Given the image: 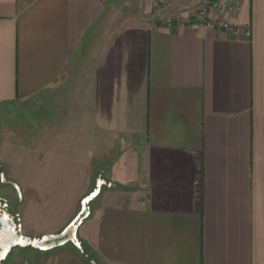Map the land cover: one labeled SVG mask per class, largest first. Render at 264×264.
Returning a JSON list of instances; mask_svg holds the SVG:
<instances>
[{
  "label": "crops",
  "instance_id": "1",
  "mask_svg": "<svg viewBox=\"0 0 264 264\" xmlns=\"http://www.w3.org/2000/svg\"><path fill=\"white\" fill-rule=\"evenodd\" d=\"M238 2L228 35L201 0H0V105L54 99L10 179L100 187V264H264V0Z\"/></svg>",
  "mask_w": 264,
  "mask_h": 264
},
{
  "label": "rangeland",
  "instance_id": "2",
  "mask_svg": "<svg viewBox=\"0 0 264 264\" xmlns=\"http://www.w3.org/2000/svg\"><path fill=\"white\" fill-rule=\"evenodd\" d=\"M52 98L40 104L34 100L0 105V213L9 215L17 232L30 239L59 233L78 213L82 199L95 187L93 182L10 179L12 169L21 174V165H16L21 150L12 148L27 142L26 131L30 130L32 140L42 122H52L47 110L53 108ZM100 196L101 193L87 204L91 215L100 203ZM87 227L85 222L79 231L83 233ZM77 238L78 245L67 242L43 251L5 236L0 238V264H100L80 240L78 232Z\"/></svg>",
  "mask_w": 264,
  "mask_h": 264
},
{
  "label": "built area",
  "instance_id": "3",
  "mask_svg": "<svg viewBox=\"0 0 264 264\" xmlns=\"http://www.w3.org/2000/svg\"><path fill=\"white\" fill-rule=\"evenodd\" d=\"M171 1L173 0H152V7L159 10ZM240 8L238 0H201L196 16L208 28L228 35H236L238 28L230 22V16L237 14ZM210 12L214 14L213 17L210 16ZM178 20L169 16H163L161 19L167 26H172ZM245 35L249 36V30H246Z\"/></svg>",
  "mask_w": 264,
  "mask_h": 264
},
{
  "label": "bare ground",
  "instance_id": "4",
  "mask_svg": "<svg viewBox=\"0 0 264 264\" xmlns=\"http://www.w3.org/2000/svg\"><path fill=\"white\" fill-rule=\"evenodd\" d=\"M97 190L94 192L93 191V193H91V195H89L87 198H86V200H84L83 201V203H82V206H81V208H80V210L79 211H81V215L75 220V222H73L69 227H64V229H62L61 231H60V233H62L63 231V234L62 235H64V237L63 238H61L60 240H58L59 241V243L61 244V243H63L66 239L65 238H68V239H70L73 243H75L76 245H78V243H79V241H78V239H77V230H78V227H77V225L80 223V221H81V218L83 217V216H85V215H87L88 214V208H87V205H86V201H88L93 195H97ZM78 211V212H79ZM76 216V215H75ZM74 216V217H75ZM88 216H89V214H88ZM87 216V217H88ZM86 217V218H87ZM85 218V219H86ZM85 219H83L82 220V222L85 220ZM71 222V221H70ZM81 222V223H82ZM54 236V234H44L43 235V241L42 242H40V243H38V242H36L35 243V245L36 246H38L40 249H42V250H48V249H50L51 247H53L54 245H55V242L54 241H52V240H49L48 242H45V241H47V239H51L52 237ZM22 237H24V235H22ZM25 238V237H24ZM39 244H44L43 246L42 245H39ZM64 245V244H63Z\"/></svg>",
  "mask_w": 264,
  "mask_h": 264
},
{
  "label": "water",
  "instance_id": "5",
  "mask_svg": "<svg viewBox=\"0 0 264 264\" xmlns=\"http://www.w3.org/2000/svg\"><path fill=\"white\" fill-rule=\"evenodd\" d=\"M99 188H100V187H99ZM99 188H97V189H95V190H93V191L95 192V191L97 190V191H98L97 194H98V193H99ZM93 191L90 192V194H88L87 196H85V197L82 199V203H83L84 200H86V198H87L89 195H91V193H93ZM95 196H96V195H93L88 201H86V205L88 204L89 201H91L93 198H95ZM82 203H81V206H82ZM87 208H88V207H87ZM88 211H89V210H88ZM88 214H89V212H88ZM88 214L85 215V216H83V217L81 218V221H80V223L77 225V227L81 224L82 220L85 219V218L88 216ZM80 215H81V211H79V212L76 214V216L71 220V222L68 223L67 227H69L73 222H75V220H76ZM67 227H66V228H67ZM63 232H64V231H63ZM63 232H62V233L59 232V233H57V234H54V236H53L51 239H47V241H45V242H48L49 240L54 241V242H55V245H54L53 247H51V248H55V247L61 246V245L65 244L66 242H71V243H73V242H72L70 239H68V238H65L66 240H65L63 243H61V244L59 243L58 240H60L61 238L64 237V235H62ZM24 237H25V240H26L25 244L30 245V246L33 247V248L40 249L38 246L35 245V243H36V242H38V243L42 242V241H43V235L40 236V237H38V238H36V239H30V238L27 237V236H24ZM77 239H78V238H77ZM20 244H22V243H20ZM73 244L76 245L75 243H73ZM78 244H79V243H78ZM51 248H50V249H51ZM40 250H42V249H40Z\"/></svg>",
  "mask_w": 264,
  "mask_h": 264
},
{
  "label": "flooded vegetation",
  "instance_id": "6",
  "mask_svg": "<svg viewBox=\"0 0 264 264\" xmlns=\"http://www.w3.org/2000/svg\"><path fill=\"white\" fill-rule=\"evenodd\" d=\"M5 236L10 240L16 241L17 243L23 244L26 242L25 238L22 237V234H19L17 232L16 226L14 225L12 220L10 219L9 215H7L6 213L3 212V213H0V238H3ZM39 245L43 246L44 244H39ZM51 249H53V248H51ZM48 250H50V249H48ZM43 251H47V250H43Z\"/></svg>",
  "mask_w": 264,
  "mask_h": 264
}]
</instances>
